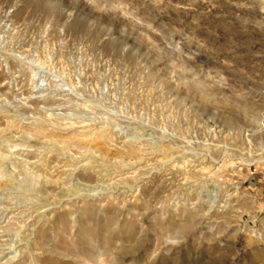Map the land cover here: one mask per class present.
<instances>
[{
  "label": "rangeland",
  "instance_id": "rangeland-1",
  "mask_svg": "<svg viewBox=\"0 0 264 264\" xmlns=\"http://www.w3.org/2000/svg\"><path fill=\"white\" fill-rule=\"evenodd\" d=\"M0 264H264V0H0Z\"/></svg>",
  "mask_w": 264,
  "mask_h": 264
}]
</instances>
